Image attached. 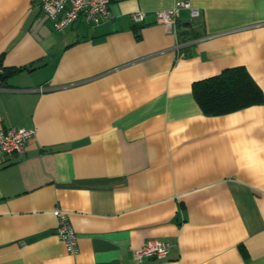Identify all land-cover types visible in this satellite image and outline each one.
Here are the masks:
<instances>
[{"label": "crops", "instance_id": "0c3cea01", "mask_svg": "<svg viewBox=\"0 0 264 264\" xmlns=\"http://www.w3.org/2000/svg\"><path fill=\"white\" fill-rule=\"evenodd\" d=\"M110 0L57 29L40 0H0V264H264V102L207 115L193 85L244 66L264 93V0ZM144 13L142 21L133 14ZM64 211L77 233H56ZM165 240L162 259L134 251Z\"/></svg>", "mask_w": 264, "mask_h": 264}, {"label": "built area", "instance_id": "2783aa9c", "mask_svg": "<svg viewBox=\"0 0 264 264\" xmlns=\"http://www.w3.org/2000/svg\"><path fill=\"white\" fill-rule=\"evenodd\" d=\"M110 0H40L41 7L49 20L57 29H62L79 18L94 26L100 23L105 17H110ZM187 8L192 17L200 14L198 8L194 7L189 0L176 1L173 7L163 9L156 13L157 20L168 27H174L180 10ZM144 13L137 11L133 14L135 21H142ZM174 30V29H173ZM36 134L35 128L7 127L0 129V158H7L10 155L20 152L25 148L27 141ZM54 213L60 217L61 224L56 233L64 240L69 253L76 254L79 251L77 233L67 221L63 210L56 208ZM170 252V243L165 240H149L134 251V257L139 262L147 258L162 259Z\"/></svg>", "mask_w": 264, "mask_h": 264}, {"label": "trees", "instance_id": "16d2710c", "mask_svg": "<svg viewBox=\"0 0 264 264\" xmlns=\"http://www.w3.org/2000/svg\"><path fill=\"white\" fill-rule=\"evenodd\" d=\"M20 67H2L0 64V86ZM195 97L207 115L229 113L252 104L264 102V93L244 66L226 68L218 74L196 81L193 85Z\"/></svg>", "mask_w": 264, "mask_h": 264}]
</instances>
